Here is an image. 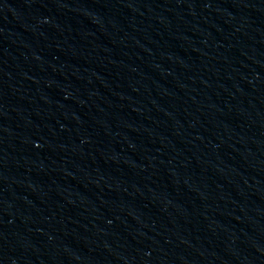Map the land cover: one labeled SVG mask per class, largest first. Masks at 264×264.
Here are the masks:
<instances>
[{"label": "water", "instance_id": "1", "mask_svg": "<svg viewBox=\"0 0 264 264\" xmlns=\"http://www.w3.org/2000/svg\"><path fill=\"white\" fill-rule=\"evenodd\" d=\"M0 264H264V0H0Z\"/></svg>", "mask_w": 264, "mask_h": 264}]
</instances>
